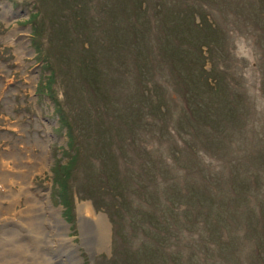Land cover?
Wrapping results in <instances>:
<instances>
[{
    "label": "trees",
    "instance_id": "obj_1",
    "mask_svg": "<svg viewBox=\"0 0 264 264\" xmlns=\"http://www.w3.org/2000/svg\"><path fill=\"white\" fill-rule=\"evenodd\" d=\"M215 1L221 6V0ZM51 2L53 8L45 12L44 23L47 27H55L51 40L57 60L65 69V81L69 84L73 78L83 79L82 85L92 87L113 104L114 110L107 112L109 118L113 116L129 123L125 124L128 131L116 129L103 132L104 128L98 127L99 133L92 142L98 143L97 151L92 156L100 160L104 167L96 171L92 169V159L79 151L80 144L75 140L73 124L65 120L64 126L68 143L73 148L68 168L74 169V163H77L75 170L86 179L89 177V188L77 192V198L82 199L86 195L95 208H101L106 213L112 225V235L120 237L118 231L123 224L137 227L146 235L128 264H264V202L262 198L258 201L252 198L262 187L260 174L264 173V130L260 131L258 145L244 147L240 152H232L228 145L231 130H242L244 125L240 126V119L249 109V104L241 81L226 77L227 74L219 68L212 67L208 73L203 70L206 57L201 47L206 48L207 58L213 63L214 57H220L212 50L219 49L223 39L226 40L224 30L209 22L208 16L203 14L202 10L207 5L196 7L187 0H178L175 6L168 7L158 3L152 17H148L144 0ZM94 2L96 4L92 6ZM116 2H121L124 8L122 32L114 29L115 19L109 15L110 9L116 8ZM55 4H58L57 9ZM240 7V13L260 10L264 17V0H243ZM105 15L111 22L109 29L100 26V20ZM195 15L199 22H195ZM41 16L38 12L29 18L34 28L43 24ZM155 24L161 27L159 30L158 26L156 32L157 47L166 56L170 72L176 75L174 94L179 107L172 117L162 88L145 82V75L154 67L147 40L150 26ZM254 29L256 45L262 57L260 64L263 66L257 70L264 96V18L255 21ZM214 35L219 40L213 38ZM35 37L34 42L38 40L41 48L39 35ZM120 50L133 56L140 87L126 101V107L118 109L117 99L111 91L116 84L103 85L101 79L105 74L104 58L111 53L120 55ZM42 58L52 66L48 56ZM124 58L120 55L117 61V65L122 64V74L127 71ZM53 76L54 71L50 80ZM113 77L115 81L116 76ZM45 80L47 85L39 89L38 96L49 98L56 110L60 102L51 87L53 81L48 76ZM206 97H211L214 102L209 105ZM85 110H80L83 122L85 116L91 122L89 114H84ZM93 121L98 122L99 117L93 118ZM131 124L135 128L148 127V133L161 138L171 127L172 133H176L182 143L178 150L171 152L174 164L182 170V174L178 170H170V165L160 154L151 156L145 144L139 147L136 137L131 138L134 136ZM85 128L86 123H82L81 129ZM177 133L183 137L180 138ZM113 139H127L125 142L129 145L136 142L134 147L139 152L133 149V153L145 154L143 163L147 168L141 166L140 172H132L126 164L121 172L117 156L128 155L123 152L122 143L116 147L117 151L110 147ZM138 139L142 143L140 137ZM87 142L91 143L90 139ZM245 144L248 145L247 140ZM201 150L213 152V157L220 158V167L207 165L198 154ZM59 195L62 204L69 206L70 192ZM182 228L196 232V238L187 244L185 255L179 248L170 249L178 240L175 231ZM196 250L201 254H197ZM240 254L245 256L246 261L240 260Z\"/></svg>",
    "mask_w": 264,
    "mask_h": 264
},
{
    "label": "rangeland",
    "instance_id": "obj_2",
    "mask_svg": "<svg viewBox=\"0 0 264 264\" xmlns=\"http://www.w3.org/2000/svg\"><path fill=\"white\" fill-rule=\"evenodd\" d=\"M144 1L148 17H152L158 3H161L162 7L175 6L178 0ZM187 2L196 7L206 4L207 8L202 7L203 14L208 16L209 22L224 30L226 36L221 47L212 50L220 57H217L219 60L214 57L213 63L207 58L206 48L201 47L202 54L206 57L203 70L208 73L212 67L216 70L219 68L227 74L226 77L244 84L249 109L241 116L240 126L244 125L242 130H231L228 145L230 144L232 152H240L242 148L252 147L255 143L258 145L259 135L264 130V96L259 85L261 78L257 69L263 64H260L262 57L256 45L254 25L258 18H264L263 12L257 10L255 13H240L243 0H221V6L216 4L215 0ZM94 4L96 2L92 6ZM52 5L51 0H0V264L9 261L49 264L47 260L53 262L58 258L66 260L67 264H128L129 258L136 255L134 250L140 247L146 235L142 233L143 230L125 224L118 231L121 238L112 235V225L106 213L101 208H95L86 195H83L82 199L77 198V192L89 188V177L86 179L80 171L75 170L77 163H74V169L68 168L69 155L73 154V148L68 143L64 128L65 120L73 124L75 140L80 144L79 151L92 159V169L96 171L104 167L100 160L92 156V153L97 151L98 143L92 142L99 133L98 127H103V132L116 129L128 131L125 128L127 122L124 119L117 120L113 116L109 118L107 112L114 110L113 104L92 87L82 85L83 79L73 78L69 84L65 81V69L57 60L56 49L51 40L55 27H47L44 23V17H47L45 12L48 13L53 8ZM57 6L58 4H55L56 9ZM38 12L42 15L40 21L43 24L41 23L40 28H34L29 18ZM109 15L115 19L114 29L122 32L124 8L121 7V2H116V8H111ZM194 19L199 22L196 15ZM110 25V20L106 15L103 16L100 26L109 29ZM158 26L160 30L159 24L150 26L147 41L150 44V59L154 67L145 75V82L162 88L172 117L179 107L174 94L176 75L170 72L166 56L157 47ZM36 30L39 32H35ZM35 35H39V42L41 39V48L37 44L38 40L34 42ZM213 38L219 40L217 35ZM123 51L120 50V55L121 58L125 57L127 71L122 74V64L117 65L120 55L111 53L104 58L105 74L101 79L102 83L104 81L103 85L116 84L111 91L117 99L118 109L126 107V101L132 98L133 92L140 87L137 80V64L130 53ZM47 56L51 67L42 58ZM52 71L55 76L50 80ZM46 76L53 81L51 87L60 102L56 110L49 98L38 96L39 89L42 90L47 85ZM113 76H116L115 81ZM206 102L211 105L214 101L211 97H206ZM83 108L88 109L84 114H89L91 122L87 121V116L83 122L80 111ZM93 116L99 117V121L94 122ZM82 123L87 126L84 130L81 129ZM131 127L134 128V136L131 138L136 137L139 147L145 144L151 156L160 154L170 165V170L175 169L182 174V170L175 166L171 154L178 150L182 143L176 133H172L171 127L162 138L148 133V127L135 128L133 124ZM177 134L180 138L183 137L182 134ZM88 139L91 143L87 142ZM126 140L113 139L110 147L116 150L122 143L123 152L128 155L117 156L121 172L125 170L126 164L132 172H138L141 166L146 167L143 163L146 156L143 152L134 154L133 149L138 150L134 147L136 142L130 146ZM98 150L101 151V148L98 147ZM198 154L207 165L220 167L221 159L213 157V152L201 150ZM58 164L61 167H57ZM260 181L262 187L252 198L255 201L262 198L264 202V173L260 174ZM69 192L72 195L70 204L64 206L59 194L66 195ZM49 212H53L60 222L45 221L43 215ZM100 213L104 214L107 220ZM38 225L43 228L45 225V231H35ZM175 234L178 235V240L174 241L170 249L179 248L182 255H185L187 244L196 238V232L182 228L175 231ZM9 249H12L11 252ZM196 251L201 254L199 250ZM240 260L246 261L245 256L241 257L240 254Z\"/></svg>",
    "mask_w": 264,
    "mask_h": 264
},
{
    "label": "bare ground",
    "instance_id": "obj_3",
    "mask_svg": "<svg viewBox=\"0 0 264 264\" xmlns=\"http://www.w3.org/2000/svg\"><path fill=\"white\" fill-rule=\"evenodd\" d=\"M1 173V172H0ZM44 216V220L45 221H47V222H49L50 221V223L52 222H54V223H59L60 221H59V219L57 218H55L54 217V213L53 212H49L48 214L46 213V214H44L43 215ZM30 218H32V216H30ZM33 220H35V218H33ZM31 221V220H30ZM38 223V222H37ZM35 224V223H34ZM36 226V225H35ZM59 226H60V224H59ZM46 226L44 225V228H45ZM44 228L43 227H40L39 225L36 227V230L35 231H37V232H39V233H41V232H44L45 230H44ZM46 229V228H45ZM19 235V234H18ZM38 235H40V234H38ZM66 240V239H65ZM69 241V240H68ZM22 249V248H21ZM10 250V249H9ZM12 250V249H11ZM11 250H10V252H11ZM13 253H15L14 251H13ZM24 253H25V251H24ZM38 253V252H37ZM23 254V253H22ZM7 254H5V256H6ZM21 255V254H20ZM26 255V254H25ZM19 255H16V257H18ZM12 257V256H11ZM9 258V257H8ZM15 258V257H14ZM14 258H12L13 260H14ZM9 259H11V258H9ZM59 259H61V260H59ZM4 260H5V258H4ZM7 260V259H6ZM17 260V259H16ZM53 260V259H52ZM48 262H49V264H62V263H64V264H67V263H65V262H67L66 260H62V258H58L56 261H54L53 260V262H50L49 260H47ZM64 261V262H63ZM62 262V263H61ZM1 263H3V262H1ZM6 264H25L23 261L21 262V263H19L18 261H15V263L14 262H11V261H9V262H5ZM5 263H3V264H5Z\"/></svg>",
    "mask_w": 264,
    "mask_h": 264
},
{
    "label": "water",
    "instance_id": "obj_4",
    "mask_svg": "<svg viewBox=\"0 0 264 264\" xmlns=\"http://www.w3.org/2000/svg\"><path fill=\"white\" fill-rule=\"evenodd\" d=\"M100 215H102V216L106 219V216H105L104 214H101V213H100ZM106 220H107V219H106Z\"/></svg>",
    "mask_w": 264,
    "mask_h": 264
}]
</instances>
